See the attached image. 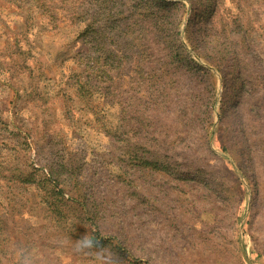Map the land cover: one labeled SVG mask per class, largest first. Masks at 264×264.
<instances>
[{
  "label": "rangeland",
  "instance_id": "rangeland-1",
  "mask_svg": "<svg viewBox=\"0 0 264 264\" xmlns=\"http://www.w3.org/2000/svg\"><path fill=\"white\" fill-rule=\"evenodd\" d=\"M85 234L264 264V0H0V264H87L57 246Z\"/></svg>",
  "mask_w": 264,
  "mask_h": 264
},
{
  "label": "clouds",
  "instance_id": "clouds-1",
  "mask_svg": "<svg viewBox=\"0 0 264 264\" xmlns=\"http://www.w3.org/2000/svg\"><path fill=\"white\" fill-rule=\"evenodd\" d=\"M57 246L70 247L72 253L75 256L84 257L87 264H105V247L93 234H85L75 241L66 236L57 241ZM11 255L15 264H48L46 252L34 245L17 243L12 247Z\"/></svg>",
  "mask_w": 264,
  "mask_h": 264
},
{
  "label": "trees",
  "instance_id": "trees-1",
  "mask_svg": "<svg viewBox=\"0 0 264 264\" xmlns=\"http://www.w3.org/2000/svg\"><path fill=\"white\" fill-rule=\"evenodd\" d=\"M198 17H200V19H207V16L205 15L204 12L201 13L200 16H198ZM187 27L192 28V27H193V23L190 22V21H188L187 26H186V30H187ZM106 60H109V59H108L107 57H105V58H103L102 61H101V58H97L95 61H101V62H102V65H103V62L106 61ZM141 151H144V149L141 148ZM135 160H136V161H143L144 159H143L142 156H141V157H136V155H135ZM48 171H49V174H48L49 178L51 177V181H54V177H52V173H54V171L51 170V169H49ZM55 180H56V179H55ZM46 181H47V180H46ZM65 181H66V180H65ZM23 182H24V181L22 180V183H23ZM65 186H66V185H65ZM53 187L56 189V186L53 185ZM63 188H64V187L61 186V190H59V191H57V192H55L54 189L52 188V189L50 190V195H51L52 197H59V196H62V194H63V192H64V190H65V189H63ZM59 202H60V201H59ZM82 210L84 211V208L81 207V210H80V211H82ZM85 211H86V209H85ZM93 235L97 236L96 234H93Z\"/></svg>",
  "mask_w": 264,
  "mask_h": 264
}]
</instances>
